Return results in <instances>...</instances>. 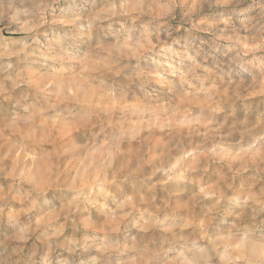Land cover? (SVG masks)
Returning <instances> with one entry per match:
<instances>
[{
  "label": "rangeland",
  "instance_id": "374dc122",
  "mask_svg": "<svg viewBox=\"0 0 264 264\" xmlns=\"http://www.w3.org/2000/svg\"><path fill=\"white\" fill-rule=\"evenodd\" d=\"M235 6L0 0V264H158L169 236L184 264L213 241L236 264L238 231L264 232V141L241 153L264 135V0Z\"/></svg>",
  "mask_w": 264,
  "mask_h": 264
},
{
  "label": "clouds",
  "instance_id": "9594fccd",
  "mask_svg": "<svg viewBox=\"0 0 264 264\" xmlns=\"http://www.w3.org/2000/svg\"><path fill=\"white\" fill-rule=\"evenodd\" d=\"M230 2L231 0H223L224 4H228ZM246 2L247 0H236V6L233 8V10L236 12L242 11L241 5L245 4ZM258 15L261 17V19H264V9H262V11ZM225 23L227 24V21ZM256 23L260 24L261 28H264V23H261V20H256ZM249 24H251V21H249ZM121 27H123V25H121ZM217 39L227 40L230 44L229 49H228L230 52H234L236 50L235 44L234 42L231 41V38L219 37ZM254 50L255 49H249V51H254ZM172 55L175 56L176 53H172ZM187 58L192 61V69H190V73L191 71H194L195 68L200 67V65L197 64L196 61L192 57H187ZM169 68L172 69V64H169ZM260 70H261V73H264V62L260 64ZM151 75L156 76L158 80L163 78L160 73H152ZM168 75H176L175 69L170 71ZM184 75H187V74H184ZM181 78L183 79V75L181 76ZM214 111H218V109ZM196 119L198 120L199 117H197ZM221 127H223V125H221ZM262 141H264V135H260L255 140V142L249 144V147L247 149L242 148L241 153H245L251 149H257L258 151L257 145ZM187 155L191 156L192 153H188ZM237 155L239 156L240 153H238ZM183 158L184 157H182V159ZM112 164H113V161L109 159L107 164L103 166L111 168ZM168 171L171 172L172 169H168ZM171 178L172 177L170 176L169 179ZM94 190H98L100 193H103L105 195L107 194L105 193V189L102 186H98L97 189H94ZM90 194H91V191L89 192V195ZM248 202H249L248 200H245L244 204L247 205ZM217 203H219V201H217ZM231 203H238V201L233 200L231 201ZM255 211L256 210H254V212ZM259 211L264 212V205L260 206ZM253 223H256V224L259 223V220L256 216H253ZM229 231L231 232V229ZM15 239L21 242H26V237L21 234H18L15 237ZM133 239H136V238L133 237ZM164 239L167 241V243L163 245L164 252H162L159 258L158 264H176L177 261H180L181 264H184V262L188 261V257L185 255L184 251H177L174 257L171 255V253L167 252L168 249L175 248L177 246L178 242L176 241L175 236L164 237ZM73 244H75V241H73ZM215 245H216V241H213L211 245L209 246L200 247L197 250L199 253L197 259L202 260L203 264H213V261H214L213 254L216 253L217 251ZM224 251H225V256L227 257L228 249L225 248ZM233 251L239 253V255L233 257V259L236 261V264H257V262H259V264H264V232H258L255 229L250 228V227L241 228L238 231V242L235 244V248L233 249ZM4 255H10L8 249H0V257H3ZM97 259L98 258H94V262ZM9 264H11V261L9 262ZM45 264H47V261L45 262ZM117 264H120V262L117 261ZM189 264H191V262H189Z\"/></svg>",
  "mask_w": 264,
  "mask_h": 264
}]
</instances>
